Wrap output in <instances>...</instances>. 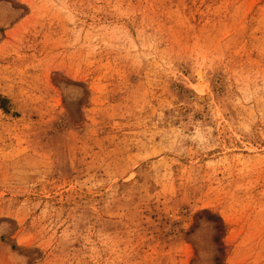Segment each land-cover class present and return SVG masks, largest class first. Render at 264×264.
<instances>
[{"label":"rangeland","instance_id":"374dc122","mask_svg":"<svg viewBox=\"0 0 264 264\" xmlns=\"http://www.w3.org/2000/svg\"><path fill=\"white\" fill-rule=\"evenodd\" d=\"M0 264H264V0H0Z\"/></svg>","mask_w":264,"mask_h":264}]
</instances>
